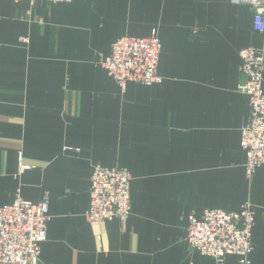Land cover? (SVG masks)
I'll use <instances>...</instances> for the list:
<instances>
[{
  "label": "crops",
  "instance_id": "obj_1",
  "mask_svg": "<svg viewBox=\"0 0 264 264\" xmlns=\"http://www.w3.org/2000/svg\"><path fill=\"white\" fill-rule=\"evenodd\" d=\"M156 32L162 81L123 89L102 57ZM262 43L232 0H0V206L49 194L38 264H217L189 245V215L249 200L264 264V164L248 175L239 89L240 50ZM97 162L131 172L126 222L86 218Z\"/></svg>",
  "mask_w": 264,
  "mask_h": 264
},
{
  "label": "built area",
  "instance_id": "obj_2",
  "mask_svg": "<svg viewBox=\"0 0 264 264\" xmlns=\"http://www.w3.org/2000/svg\"><path fill=\"white\" fill-rule=\"evenodd\" d=\"M232 2L253 8V27L263 39L261 46L250 45L240 50L244 80L239 89L249 96L251 108L249 120L242 127L241 145L247 153V171L251 176L264 164V0ZM161 51L162 42L156 33L144 37L123 36L113 42L110 53L102 57L101 65L123 88L131 81L152 85L162 81L158 72ZM65 150L79 152L80 148L66 146ZM28 167L20 161V172ZM90 181L88 222L92 226L115 219L126 222L131 213L132 175L129 169L98 162ZM49 212L48 193L40 201L32 202L18 191L12 203L0 206V264L39 263L42 243L48 237ZM255 221L256 212L249 202L239 211L209 208L201 215L192 212L186 238L193 249L212 257L217 264H225L232 255L237 257L238 264H252Z\"/></svg>",
  "mask_w": 264,
  "mask_h": 264
},
{
  "label": "rangeland",
  "instance_id": "obj_3",
  "mask_svg": "<svg viewBox=\"0 0 264 264\" xmlns=\"http://www.w3.org/2000/svg\"><path fill=\"white\" fill-rule=\"evenodd\" d=\"M69 2H71V1H69ZM156 34H157L158 37H159V34H158L157 32H156ZM126 36H129V35H126ZM122 37H123V36H122ZM139 37H144V36H139ZM119 38H120V37H119ZM117 39H118V38H117ZM117 39H116V40H117ZM160 39H161V38H160ZM116 40H115V41H116ZM115 41H113V42H115ZM112 44H113V43H112ZM158 72H159V66H158ZM161 77H162V76H161ZM126 86H127V85H126ZM263 87H264V82H263ZM122 88H123V87H122ZM125 88H126V87H125ZM125 88H123V89H125ZM241 91H242V90H241ZM242 92H243V91H242ZM243 93H245V92H243ZM249 101H250V99H249ZM250 110H251V108H250ZM241 146H242V145H241ZM242 148H243V147H242ZM245 152H246V151H245ZM246 155H247V153H246ZM97 163H98V162H97ZM262 165H263V164H262ZM259 167H260V166H259ZM259 167H258V168H259ZM246 168H247V163H246ZM258 168H257V169H258ZM256 171H257V170H256ZM256 171H255L251 176H250L249 174H248V175H249L250 177H252V176L256 173ZM247 173H248V171H247ZM246 202H249V203L253 206L254 209L256 208L255 205L252 203V201L249 200V201H246ZM246 202H245V203H246ZM242 206H243V205H242ZM208 209H209V208H208ZM205 210H206V209H205ZM255 212H256V209H255ZM130 215H131V213H130ZM129 217H130V216H129ZM128 219H129V218H128ZM255 224H256V221H255ZM255 224H254V226H255ZM253 229H254V227H253ZM252 238H253V230H252ZM187 241H188V240H187Z\"/></svg>",
  "mask_w": 264,
  "mask_h": 264
}]
</instances>
